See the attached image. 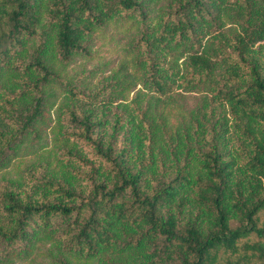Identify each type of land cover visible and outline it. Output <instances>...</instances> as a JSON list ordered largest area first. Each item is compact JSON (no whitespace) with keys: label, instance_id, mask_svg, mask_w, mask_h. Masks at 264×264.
<instances>
[{"label":"trees","instance_id":"1","mask_svg":"<svg viewBox=\"0 0 264 264\" xmlns=\"http://www.w3.org/2000/svg\"><path fill=\"white\" fill-rule=\"evenodd\" d=\"M107 24L130 71L92 84ZM33 140L0 264H264V0H0V171Z\"/></svg>","mask_w":264,"mask_h":264},{"label":"rangeland","instance_id":"2","mask_svg":"<svg viewBox=\"0 0 264 264\" xmlns=\"http://www.w3.org/2000/svg\"><path fill=\"white\" fill-rule=\"evenodd\" d=\"M158 5V3H157ZM131 28H128L126 24L123 25H111L107 24L103 29H99L93 33L92 42L90 46L91 54L89 56H76L73 60L66 66L68 72L80 70V69H90L94 68L95 71L90 76V81L93 84L95 81L100 79L103 75L110 73V70H114L119 67L122 63L126 64L123 71H130V64L125 62V57L123 55V45L126 43L127 36ZM134 89V87H133ZM199 93L197 91H181L180 95L177 97V101L181 104L184 109H188L193 106L197 99ZM54 106V105H53ZM169 109V107L167 108ZM52 108H50V117ZM175 110V108H171ZM172 120V116L169 117ZM45 129L42 132L43 138L39 140L40 143H46V146L50 145V140L52 133L50 131L51 122L47 121L45 123ZM34 140L32 141V143ZM39 142H34L32 146L31 142H28L26 146L23 147L16 155L11 157V159L1 167L0 176H14L17 173L25 170V167L30 165L32 161L36 159L34 146L38 145ZM4 172V173H2ZM258 225L264 227V206L258 211ZM250 241H254L256 237H250ZM264 243V235L261 238ZM41 259L40 255L35 257V260ZM16 264H26V262L19 261Z\"/></svg>","mask_w":264,"mask_h":264}]
</instances>
